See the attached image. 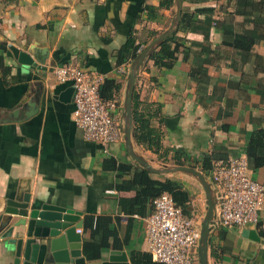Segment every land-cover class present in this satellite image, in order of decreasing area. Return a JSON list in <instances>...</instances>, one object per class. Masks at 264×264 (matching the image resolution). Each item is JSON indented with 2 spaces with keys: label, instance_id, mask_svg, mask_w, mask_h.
<instances>
[{
  "label": "crops",
  "instance_id": "obj_1",
  "mask_svg": "<svg viewBox=\"0 0 264 264\" xmlns=\"http://www.w3.org/2000/svg\"><path fill=\"white\" fill-rule=\"evenodd\" d=\"M161 2L0 0V45L6 47L0 54L11 68L4 80L0 73V213L15 192H29L32 200L79 212L82 257L83 244L90 240L85 218L112 217L120 248L111 241L99 260L84 257L85 264H110L111 251L124 253L127 264H132L133 252L149 254L144 218L134 215L129 222L128 216L118 212L119 199L132 198L134 192H117L116 174L102 167L109 157L116 163H136L124 140L105 151L100 144L83 139L72 118L73 88L70 83H58L52 68L74 64L119 83L116 117L123 126L131 62L117 66L116 55L130 33L142 50L170 26L174 0L168 8H161ZM199 9L213 12L197 13L187 30L176 33L178 52L171 68H159L149 58L143 61L132 110L137 107L149 117L151 126L163 134V147L182 150L190 159L212 152L223 160L246 158L250 134L264 128V0H182V12ZM236 40L239 47L233 45ZM9 46L28 47L36 67L7 57ZM38 90L37 110L26 118ZM23 102L24 107L14 112ZM132 144L155 168L167 166L134 136ZM251 174L264 184V167ZM152 176L172 178L170 174ZM247 229L256 232L258 241L243 237L244 229L212 224L209 245L214 257L209 246L208 263L264 264V209L257 227ZM0 264H12L2 244Z\"/></svg>",
  "mask_w": 264,
  "mask_h": 264
},
{
  "label": "built area",
  "instance_id": "obj_2",
  "mask_svg": "<svg viewBox=\"0 0 264 264\" xmlns=\"http://www.w3.org/2000/svg\"><path fill=\"white\" fill-rule=\"evenodd\" d=\"M52 75L58 83H70L73 88L72 118L84 140L100 144L105 151L123 140L122 123L116 117L118 105L102 99L104 79L100 75L74 64L56 66ZM207 178L216 194L214 226L257 227L264 209V184L252 178L245 157L215 161ZM152 207L143 219L151 259L159 264H198L200 220L185 218L168 193L157 197Z\"/></svg>",
  "mask_w": 264,
  "mask_h": 264
},
{
  "label": "water",
  "instance_id": "obj_3",
  "mask_svg": "<svg viewBox=\"0 0 264 264\" xmlns=\"http://www.w3.org/2000/svg\"><path fill=\"white\" fill-rule=\"evenodd\" d=\"M175 11L170 26L156 39L147 45L130 63L127 75L125 96L122 108V132L125 149L129 157L139 167L150 174H182L195 179L201 186L206 199V212L200 224V239L197 249L198 264L208 263V247L210 239V228L215 219L216 194L211 183L201 171L190 166H159L155 168L142 155L136 153L132 144V98L135 80L143 61L171 35L178 32L181 15L182 0H174ZM28 47L18 50L12 46L8 47L7 57H13L16 61L26 67H36V62L28 52ZM46 56V51H42ZM45 53V54H44ZM39 63L44 65L43 59ZM37 86H41L40 84ZM103 87L100 88L102 92ZM40 90L34 95L35 101L29 102L32 107L26 118L36 112ZM24 102L14 109L17 112L24 107ZM80 213L66 207L42 202L39 199L32 200L30 193L15 192L6 200L5 207L0 213V244L12 259V264H85L81 256V230L83 222L79 220ZM242 236L258 241L256 232L244 229ZM110 264H127L126 255L122 252H110Z\"/></svg>",
  "mask_w": 264,
  "mask_h": 264
},
{
  "label": "trees",
  "instance_id": "obj_4",
  "mask_svg": "<svg viewBox=\"0 0 264 264\" xmlns=\"http://www.w3.org/2000/svg\"><path fill=\"white\" fill-rule=\"evenodd\" d=\"M173 4V0H162L160 7L168 8ZM212 13L209 10H196L193 13L183 11L181 15L178 31H185L191 24L197 13ZM176 33L169 36L149 57V60L159 68H171L176 62L178 45L175 43ZM156 39V38H155ZM154 40V39H153ZM136 38L130 33L124 45L118 50L116 55V65L121 66L131 62L142 50L135 44ZM174 43V46H172ZM239 47L237 40L233 44ZM243 46V44H242ZM248 45L247 48H249ZM3 53L6 50L4 44L0 45ZM0 54V73L4 79L10 74L11 68L5 63L3 54ZM101 97L105 101H115L119 104L118 94L121 85L115 80L106 79L102 84ZM133 136L139 145H143L150 153L156 155L157 161L163 164L172 163L175 166H190L199 168L205 177H209L212 165L219 159L215 153H206L200 159L193 160L187 157L182 150H170L163 147L161 141L163 134L151 126L149 117L136 107L132 110ZM172 152L169 158V153ZM245 155L249 169L254 172L264 167V128L255 129L249 136L245 147ZM226 160V159H224ZM104 170H110L116 174L117 192H134L132 198H120L118 201V212L130 218L134 215L145 218L152 212L153 201L162 193H168L175 205L181 209L187 219L195 218L193 208V198L196 191L186 187L184 183L175 178L165 177L163 179L153 178L152 174L137 164L116 163L113 158H107L102 165ZM84 230L90 231V240L83 244V255L87 260H99L104 251L109 249L111 241L114 248H120L117 239V229L114 219L110 216L86 217ZM210 249H211V245ZM210 256L214 257L212 249ZM132 264H159L151 261L149 254L133 252L131 254Z\"/></svg>",
  "mask_w": 264,
  "mask_h": 264
},
{
  "label": "rangeland",
  "instance_id": "obj_5",
  "mask_svg": "<svg viewBox=\"0 0 264 264\" xmlns=\"http://www.w3.org/2000/svg\"><path fill=\"white\" fill-rule=\"evenodd\" d=\"M159 166H161V165H159ZM159 166L157 165L156 168H158ZM167 166H175V165L170 163V164H167ZM196 169H198L200 171L199 168H196ZM170 177L178 179L179 181L184 183V185L186 187L193 188L197 192L196 196L193 198V208L195 210L196 218L198 220H200V222H202L204 215H205V212H206L207 204H206L205 195H204L203 190H202L201 186L199 185V183L195 179L188 177V176H185V175H182V174L170 175ZM197 263H198V257H197Z\"/></svg>",
  "mask_w": 264,
  "mask_h": 264
}]
</instances>
